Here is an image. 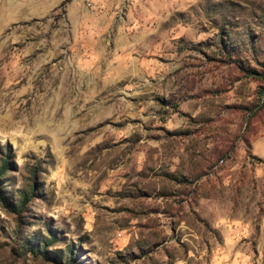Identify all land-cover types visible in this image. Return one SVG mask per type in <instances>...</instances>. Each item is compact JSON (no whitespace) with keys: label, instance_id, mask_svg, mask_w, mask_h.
<instances>
[{"label":"rangeland","instance_id":"1","mask_svg":"<svg viewBox=\"0 0 264 264\" xmlns=\"http://www.w3.org/2000/svg\"><path fill=\"white\" fill-rule=\"evenodd\" d=\"M5 159L0 264H264V0H0Z\"/></svg>","mask_w":264,"mask_h":264},{"label":"trees","instance_id":"2","mask_svg":"<svg viewBox=\"0 0 264 264\" xmlns=\"http://www.w3.org/2000/svg\"><path fill=\"white\" fill-rule=\"evenodd\" d=\"M250 73H255V72H250ZM7 162H8V161H7L6 159L2 161L1 166H0V173H1V174L4 173V172L7 170V165H8ZM0 193H1V191H0ZM27 196H28V195L24 193L23 197H24V198H27ZM0 198H3V197L1 196V194H0ZM27 200H28V199H24V201H26V202H27ZM20 203H21V202H20ZM20 205H21V208L24 206L23 203H21Z\"/></svg>","mask_w":264,"mask_h":264}]
</instances>
